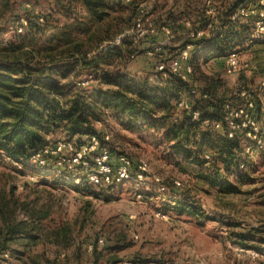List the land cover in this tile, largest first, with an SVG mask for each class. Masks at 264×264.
<instances>
[{"label": "rangeland", "instance_id": "rangeland-1", "mask_svg": "<svg viewBox=\"0 0 264 264\" xmlns=\"http://www.w3.org/2000/svg\"><path fill=\"white\" fill-rule=\"evenodd\" d=\"M104 1L101 11L105 15L101 21L85 14L77 3L67 24L85 21L79 28L83 30L84 44L90 46L88 53L97 52L93 45L96 37L112 30L107 29L108 21L122 26L120 33H124V39L116 47L125 45L131 54L125 66H103L101 72L106 70L113 78L123 76L124 83L134 88H160L169 97L173 91L166 80L170 73L187 81L188 86L173 92L176 96L170 99L169 111L153 105L132 122L119 120L112 110L102 109L95 128L97 135L108 138L101 142L102 146L110 153L112 162L120 153L128 156L132 174L143 161V179L132 177L109 184L85 182L88 188L82 186L77 190L70 181L82 184L85 171L78 167L61 169L54 161L66 156L67 151L50 156L54 166L44 169L49 174L34 161L26 160L23 165L0 151V264H264V147L255 148L254 143L261 135L252 137L246 135L248 127L240 129L236 137L242 142V153L237 166L225 170L217 164L220 167L217 172L212 167L213 153L209 148L200 156L207 161L197 165L173 148L174 140L164 136L168 125L183 119L178 100L189 103V89L195 90L193 95L197 97V90L212 84L210 77L216 79L218 94L222 89L230 90L224 99H235L240 90L258 101L255 129L264 135V103L260 100L264 92V0H242L235 7L237 14L234 11L232 18L237 16L242 26L250 25V43L239 40L231 47L230 52L238 61L235 70L227 68L225 57L192 64L195 54L191 51L196 52L198 47L187 41L205 36L219 18L216 9L232 6L235 0H202L201 6L210 21L205 28L201 25L206 17L200 15H191V22L164 24L166 9L181 0ZM54 2L9 0V9L3 14L0 9V47L16 42L15 36L26 32L28 19L49 13ZM154 4L157 12L151 10ZM54 17L57 22L47 27L42 18L37 19L43 26L37 36L40 44L61 32L66 19ZM22 21L25 22L22 32L17 33L15 28ZM137 22L147 31L141 34L132 28ZM197 31L202 34L196 36ZM104 42L107 41L98 46L99 50ZM183 50L187 51L188 59L181 61L179 72L185 74V79L169 69L171 61L179 60ZM69 62L48 63L46 68L51 67V71L42 72V82L55 78L63 86L59 100L68 101L80 93L90 101L98 89L108 100L112 99L113 85L95 80L89 69L79 73L78 62ZM159 64L164 65L163 70L157 69ZM186 65L190 72L185 71ZM207 125L211 126L214 139L221 142L225 132L220 123L207 122ZM81 137L58 128L46 135L45 141L54 144L70 140L78 146L86 141ZM183 145L192 148L189 143ZM184 203L189 206L181 210ZM191 206L197 213L187 211Z\"/></svg>", "mask_w": 264, "mask_h": 264}, {"label": "trees", "instance_id": "trees-1", "mask_svg": "<svg viewBox=\"0 0 264 264\" xmlns=\"http://www.w3.org/2000/svg\"><path fill=\"white\" fill-rule=\"evenodd\" d=\"M251 1L255 2L256 0ZM201 2L202 0L174 2L166 9L162 21L164 24L174 25L185 20L191 22V15H200L203 19L206 17L202 21V25L200 24L205 28V26L210 25V21L207 19L206 10L201 6ZM240 2L242 0H235L232 6L216 9L220 14H217L219 18L208 29L206 35L187 40L198 47L196 52L195 50L191 51L195 54L192 57V64L197 63L199 65L201 60L207 63L209 60L226 58L232 53L230 52L231 47L235 46V42L239 40H242L243 43H250L248 39L249 23L242 26L237 16L232 18L236 10L235 7ZM77 3L84 8L83 12L92 18L94 17V20L101 21L105 15L101 11L105 4L104 0H55L50 12L39 17L43 19L44 27H47L57 22L54 15L57 17L64 16L66 22L62 24L59 34L40 44L37 36L43 26L38 23V16L32 17L28 19L26 32L23 35L15 36L16 42L0 47V151L11 160L23 165L26 160L34 161V164L46 174H49V170L44 171L45 167L53 165L52 161H49L50 156L47 157V165L41 166L34 160V155L44 147L53 144L45 141L46 135L49 133L58 128H63L70 134L81 135L82 139L87 138L90 134H97L95 128L103 114L102 109H110L118 115L119 120L126 119L130 122L141 118L140 112L150 109L153 105L169 111V108L172 107L170 99L176 96V93L173 92L180 88L183 89V86H188L187 81H183L170 73L169 79H166L167 85L173 90L169 97L160 88H134L128 83H124L125 77L123 76L113 78L111 73L108 74L106 70L101 72L103 66L107 68L125 66L131 50L125 45L104 51L98 49L103 41H111L123 29L120 25L110 24L112 22L110 20L107 22L109 23L107 29L112 30H106L104 36L96 37L93 45L95 46L94 50L97 48V52L88 53L87 48L90 46L87 47L84 44L81 37L83 30L81 27L79 28V25H85V21L80 20V17H74V19L80 20L79 23L67 25L72 18L73 5ZM10 4L9 0H0L2 14L9 9ZM155 7L154 4L151 10L157 12ZM236 11L235 14H237ZM159 19L161 20V17ZM104 38L105 40H103ZM89 54L91 57H88ZM71 60H74V64L78 62L79 73L89 69L88 71L92 72L95 80L113 85L115 88L111 96L113 100L104 97V93L100 89L95 91L94 99H90V101L80 93L74 94L68 101L59 100L58 98L64 93L63 86L55 78L42 82V72L51 71V67L46 68L48 63L56 61L66 64L70 63ZM32 61L34 63L30 65L29 62ZM65 73L62 75L64 76ZM66 75L68 76V74ZM209 80L212 81V84H206L197 90L199 94L197 97L191 94L192 89H189L190 109L184 110L182 108L183 119L168 125L164 136L174 140L173 148H176L186 159L197 165H202L207 161L201 159L200 156L205 148H209L213 153L210 161L212 167L215 168L214 171L217 172L220 168L217 164L222 165V169L225 170L236 167L239 155L242 153V142L236 137L237 133L235 139L227 138L228 126L224 119V105L226 103H230L232 106L239 105L243 103L244 97L238 90L235 99H224V95H230V90L228 88L222 89L221 92L219 91L221 94H218L216 79L210 77ZM192 111H197V119L191 118ZM254 118L258 123V102ZM154 122L156 121L153 119L151 123L154 125ZM207 122L220 123L225 132L221 142L214 139L210 125L205 127ZM238 133L240 132L238 131ZM183 143H189L192 148L186 149ZM193 149L196 152H193ZM64 178H66L65 175ZM72 184L77 190H80L79 187L88 188L89 186L85 183L76 185L70 181V185ZM184 206H189V204H182L181 210H184ZM187 211L191 214L197 213L193 206L189 207Z\"/></svg>", "mask_w": 264, "mask_h": 264}, {"label": "built area", "instance_id": "built-area-1", "mask_svg": "<svg viewBox=\"0 0 264 264\" xmlns=\"http://www.w3.org/2000/svg\"><path fill=\"white\" fill-rule=\"evenodd\" d=\"M25 24L22 21L18 26H16L15 31L17 33H21L23 29V25ZM142 26V27H141ZM137 31H140L141 34L144 33L145 29L143 24L140 22L135 23L134 27ZM144 28V29H143ZM201 31L195 32L196 36L201 35ZM193 35V33H191ZM124 39V33H120L115 36L111 41L105 43L102 46V51L107 50L109 48H113L118 46L122 40ZM187 51L183 50L179 60H172L169 64V69L176 73L181 78L185 79V74L181 75L179 69L181 68V61H186ZM226 66L229 70H235L238 66L237 58L234 53L229 54L225 60ZM158 70H163L164 65L159 64L157 66ZM185 71L190 72V67L188 65L185 66ZM195 90H191V94H194ZM241 96H245V92L241 91ZM260 100L264 103V92L261 94ZM257 100H254L250 97L245 96L243 103L239 105L232 106L230 103H226L224 105L225 115L224 119L228 126V136L230 138L234 137L235 134L240 131L243 127H248L246 132L247 134H252V137H256V134L261 135L258 139L254 140L255 148L264 147V135L261 133L260 129H255V125L257 122L254 118V114L252 112L257 108ZM178 105L182 107L184 110L190 109V104L186 101L178 100ZM191 118L197 119L198 113L197 111L191 112ZM238 119V121H236ZM250 124H253L254 127ZM219 126V124H216ZM107 136H99L97 134H90L87 136L85 142H81L76 145V143L70 140H59L54 144L44 147L40 152L34 155V160L41 166L47 165V157L52 156L53 154H58L62 151H67V155H63L61 157H56L54 161H56V166H62V168H67L74 170L75 168L83 169L84 178L81 183L88 184H109L112 182H121L128 180L132 177L137 179H143L145 175V164L143 161H140L136 166V172L132 174V161L131 159L124 155L118 154L114 158L112 162V157L108 150L102 146V141H106ZM55 156V155H53ZM59 171V169H58ZM79 180L77 179L76 182ZM160 189H163L161 186ZM98 243L102 244L101 240H98Z\"/></svg>", "mask_w": 264, "mask_h": 264}, {"label": "crops", "instance_id": "crops-1", "mask_svg": "<svg viewBox=\"0 0 264 264\" xmlns=\"http://www.w3.org/2000/svg\"><path fill=\"white\" fill-rule=\"evenodd\" d=\"M215 60H222V58H217V59H215Z\"/></svg>", "mask_w": 264, "mask_h": 264}]
</instances>
